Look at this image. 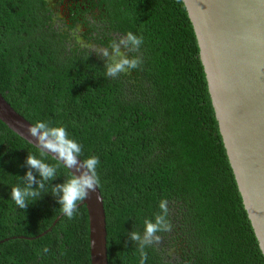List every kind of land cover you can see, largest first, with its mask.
Instances as JSON below:
<instances>
[{
    "label": "trees",
    "instance_id": "trees-1",
    "mask_svg": "<svg viewBox=\"0 0 264 264\" xmlns=\"http://www.w3.org/2000/svg\"><path fill=\"white\" fill-rule=\"evenodd\" d=\"M129 31L142 63L107 77L80 42L106 48ZM0 92L32 124L64 126L82 160L99 158L109 264H141L128 235L161 199L171 230L144 264H264L183 0H0ZM27 155L57 167L52 184L73 176L0 120V264H91L86 205L36 238L61 206L50 193L25 210L12 201Z\"/></svg>",
    "mask_w": 264,
    "mask_h": 264
},
{
    "label": "water",
    "instance_id": "water-1",
    "mask_svg": "<svg viewBox=\"0 0 264 264\" xmlns=\"http://www.w3.org/2000/svg\"><path fill=\"white\" fill-rule=\"evenodd\" d=\"M183 2L198 40L200 57L224 146L262 250L264 0H183ZM0 120L38 148L35 138L28 133L29 126L34 124L18 113L1 92ZM45 153L56 159L52 153ZM66 168L73 174L71 168ZM82 205H86L89 213L91 264H109L107 220L100 188L90 192L78 203V207ZM63 215L60 214L52 226L36 238L50 232Z\"/></svg>",
    "mask_w": 264,
    "mask_h": 264
},
{
    "label": "clouds",
    "instance_id": "clouds-1",
    "mask_svg": "<svg viewBox=\"0 0 264 264\" xmlns=\"http://www.w3.org/2000/svg\"><path fill=\"white\" fill-rule=\"evenodd\" d=\"M80 43L81 47L88 48L94 54L105 58L107 77L126 74L142 63L139 55H128L130 52H137L143 43V37L131 31L106 48ZM28 133L35 138V144L41 153H52L65 167L73 170V176L66 182L52 184V181L57 178V167L36 155H27L25 159L27 170L23 177H20L22 183L11 188V199L18 208L25 210L29 205L41 199L42 195L50 193L61 206L63 214L71 219L77 212L78 202L99 187V177L96 172L100 162L99 158L92 155L81 160L82 146L69 136L67 129L62 125L37 121L29 126ZM49 182L50 191L47 190ZM158 208V213L144 221L142 233L131 231L128 235V239L135 242L140 250L141 264H144L147 258L144 252L145 247L159 244L158 233L171 230L168 220V201L161 199ZM44 251L46 252L47 249L45 248ZM261 254L264 255V249L261 250Z\"/></svg>",
    "mask_w": 264,
    "mask_h": 264
}]
</instances>
